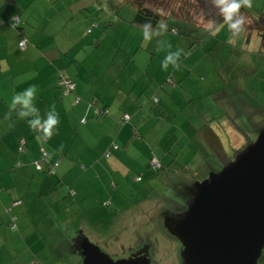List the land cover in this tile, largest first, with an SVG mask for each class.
<instances>
[{
    "label": "rangeland",
    "instance_id": "rangeland-1",
    "mask_svg": "<svg viewBox=\"0 0 264 264\" xmlns=\"http://www.w3.org/2000/svg\"><path fill=\"white\" fill-rule=\"evenodd\" d=\"M143 1L162 15L151 31L167 25L151 39L131 23L136 10L124 0H71L67 13L61 14L63 21L58 15L51 29L59 44L71 47L76 66L93 52L91 66L105 54L104 79L121 77L124 90L134 86L133 98L143 106L136 112L144 116L141 125L148 122L143 137H135L138 144L124 154L117 173L104 176L115 205L86 216L72 209L33 217L34 223L42 222L33 234L7 228L10 238L4 235L5 242H0V264H21L34 257L43 264H82L77 249L84 241L112 261L145 249L150 264H183L182 244L169 233L166 219L181 225L198 201L202 183L223 170L202 133H215L234 165L264 132L260 37L245 28L234 35L224 20L212 28L211 20L219 11L213 0ZM244 7L252 17L264 14V0H252L250 8ZM176 52L180 55L175 64L169 61L166 69L162 67ZM238 128L250 141L237 134ZM247 141L252 143L246 146ZM153 159L157 166L151 164ZM118 178L126 184L114 190L111 180ZM258 264H264V250Z\"/></svg>",
    "mask_w": 264,
    "mask_h": 264
},
{
    "label": "crops",
    "instance_id": "crops-1",
    "mask_svg": "<svg viewBox=\"0 0 264 264\" xmlns=\"http://www.w3.org/2000/svg\"><path fill=\"white\" fill-rule=\"evenodd\" d=\"M71 4V0H0V219L6 221V225L0 221L2 243L4 235L9 240V229L35 233V225L42 222L34 223L33 217L72 209L82 216L110 210L116 200L107 191L104 176L117 173L124 154L138 144L135 137H143L147 127L148 122L141 125L144 116L138 117L143 106H137L138 99L133 98L134 86L124 90L121 77L111 82L104 79L105 54L91 66L93 52L76 66L71 47L57 41V32L51 29L58 15L63 21L61 14ZM15 17L19 21L13 27L8 22ZM21 40H25L24 49L18 46ZM62 79L75 84L67 95ZM32 85L38 89L34 103L41 115L53 107L59 115L51 137L29 126L31 117H20V105H12L13 96ZM98 109L107 113L97 116ZM124 115L129 116L127 121ZM237 134L243 137L239 128ZM41 149L52 155L48 163L40 160ZM53 163L58 166L50 173ZM119 184L126 183L122 178L111 180L114 190ZM12 218L14 229L9 227ZM19 263L43 264L38 257Z\"/></svg>",
    "mask_w": 264,
    "mask_h": 264
},
{
    "label": "water",
    "instance_id": "water-1",
    "mask_svg": "<svg viewBox=\"0 0 264 264\" xmlns=\"http://www.w3.org/2000/svg\"><path fill=\"white\" fill-rule=\"evenodd\" d=\"M240 160L210 174L181 225L166 228L182 244L183 264H258L264 250V132ZM82 264H150L145 249L112 261L85 241Z\"/></svg>",
    "mask_w": 264,
    "mask_h": 264
},
{
    "label": "clouds",
    "instance_id": "clouds-1",
    "mask_svg": "<svg viewBox=\"0 0 264 264\" xmlns=\"http://www.w3.org/2000/svg\"><path fill=\"white\" fill-rule=\"evenodd\" d=\"M213 4L218 8L224 21L227 22L228 29H230L234 35L243 31L245 20L243 15L240 14V9L242 6L250 8L252 6V0H213ZM143 28V35L147 40L154 36H159L162 31H166L167 25L161 24L158 31H151V24H145ZM179 55V52L170 53L162 67L166 69L169 61L175 64V60L179 58ZM37 92L38 89L35 85L28 87L24 91L13 96L12 105L13 107L20 105V117H31L27 120L29 126L34 129L40 128L46 136L51 137L53 129L59 124V115L54 107L45 115H41L40 109L37 108L34 103Z\"/></svg>",
    "mask_w": 264,
    "mask_h": 264
},
{
    "label": "trees",
    "instance_id": "trees-1",
    "mask_svg": "<svg viewBox=\"0 0 264 264\" xmlns=\"http://www.w3.org/2000/svg\"><path fill=\"white\" fill-rule=\"evenodd\" d=\"M124 2L132 5L136 10V13L131 22L132 24L141 28H143L145 24H151L152 25L151 30H154L157 27L159 21L162 18V15L158 11L153 10L148 6H146L143 0H124ZM240 14H242L243 17L245 18L247 17V20H249L248 23H244L243 28H245V30L248 32L250 31V33L254 31L260 37L261 44L264 49V14H259V16L256 18L252 17L244 6L241 7ZM169 15H172L173 17L175 16L174 13H170ZM223 20H224L223 16L218 11V14L214 16L211 20L212 28L218 26L220 22H222ZM171 30L172 32H177L175 29H171ZM239 130L243 134L244 138L250 141L247 134H245V132H243L241 129ZM202 138L204 139V142L206 143L209 150L213 154H215L214 156L220 162L221 166L223 168L227 167L228 165L230 166L231 161L229 160V158L227 157L226 153L223 150L220 138L211 130L207 131L205 134L202 133ZM248 141L246 142V146H248V143L250 144L252 143V141L251 142ZM260 260H262V258Z\"/></svg>",
    "mask_w": 264,
    "mask_h": 264
},
{
    "label": "built area",
    "instance_id": "built-area-1",
    "mask_svg": "<svg viewBox=\"0 0 264 264\" xmlns=\"http://www.w3.org/2000/svg\"><path fill=\"white\" fill-rule=\"evenodd\" d=\"M18 21H19L18 18L15 17V18L13 19V22L9 21L8 23L11 24L13 27H16V26H18ZM18 46H19L21 49H24V48H25V40H21V41L19 42ZM61 88L63 89V94H64V95H67L68 93L72 92V91L75 89V84H74L72 81H68V80L62 79V81H61ZM77 101H78V99H76V102H77ZM104 113L106 114L107 112H106V111H103V110H99V109L96 110V115H97V116H100L101 114H104ZM128 118H129L128 115H124V117H123V121H127ZM22 150H23V148H22V146H20V147L18 148V151H19V152H22ZM51 157H52V155H51L50 153H48L47 151L41 149V151H40V160H41V161H44V162L48 163V162L50 161ZM106 157H108V154H106ZM151 164L154 165V166H157L159 163H158V161H156L155 159H153V160H151ZM57 166H58L57 163H53V164H51V165L49 166L48 171H49L50 173H54V169H55ZM12 205H13V206H16V205H18V202H13ZM10 227H11L12 229L15 228L14 218H12V223H10Z\"/></svg>",
    "mask_w": 264,
    "mask_h": 264
},
{
    "label": "flooded vegetation",
    "instance_id": "flooded-vegetation-1",
    "mask_svg": "<svg viewBox=\"0 0 264 264\" xmlns=\"http://www.w3.org/2000/svg\"><path fill=\"white\" fill-rule=\"evenodd\" d=\"M84 244H85V241L83 242V245H81V246H78V252H79V254L81 255V253H82V247L84 246ZM132 255V254H131ZM130 256V255H129Z\"/></svg>",
    "mask_w": 264,
    "mask_h": 264
}]
</instances>
